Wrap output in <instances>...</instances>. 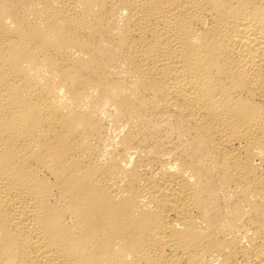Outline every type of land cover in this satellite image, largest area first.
<instances>
[{
  "label": "bare ground",
  "instance_id": "obj_1",
  "mask_svg": "<svg viewBox=\"0 0 264 264\" xmlns=\"http://www.w3.org/2000/svg\"><path fill=\"white\" fill-rule=\"evenodd\" d=\"M0 264H264V0H0Z\"/></svg>",
  "mask_w": 264,
  "mask_h": 264
}]
</instances>
